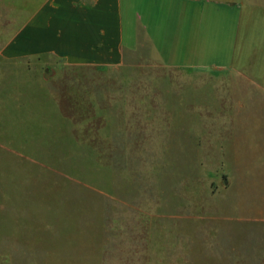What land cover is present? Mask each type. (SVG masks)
Segmentation results:
<instances>
[{
    "label": "rangeland",
    "instance_id": "374dc122",
    "mask_svg": "<svg viewBox=\"0 0 264 264\" xmlns=\"http://www.w3.org/2000/svg\"><path fill=\"white\" fill-rule=\"evenodd\" d=\"M129 56L3 69L0 264H264V90Z\"/></svg>",
    "mask_w": 264,
    "mask_h": 264
},
{
    "label": "crops",
    "instance_id": "0c3cea01",
    "mask_svg": "<svg viewBox=\"0 0 264 264\" xmlns=\"http://www.w3.org/2000/svg\"><path fill=\"white\" fill-rule=\"evenodd\" d=\"M143 46L190 75L209 74L202 65L216 55L223 81L264 90V59L255 54H264V0H0V76L51 56L115 68Z\"/></svg>",
    "mask_w": 264,
    "mask_h": 264
}]
</instances>
